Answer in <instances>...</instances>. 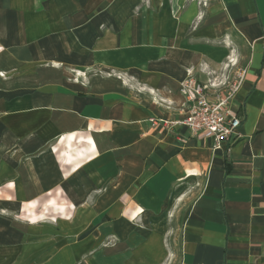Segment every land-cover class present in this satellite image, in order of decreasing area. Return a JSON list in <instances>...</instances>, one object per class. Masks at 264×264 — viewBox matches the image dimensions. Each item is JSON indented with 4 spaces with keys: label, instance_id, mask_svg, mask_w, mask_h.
I'll return each instance as SVG.
<instances>
[{
    "label": "crops",
    "instance_id": "crops-1",
    "mask_svg": "<svg viewBox=\"0 0 264 264\" xmlns=\"http://www.w3.org/2000/svg\"><path fill=\"white\" fill-rule=\"evenodd\" d=\"M197 1L148 0L135 12L141 0H0V208L53 202L67 247L56 264L88 253L85 264H264V0L205 10L212 35L239 51V138L214 150L184 127L151 123L184 117L186 72L208 78L196 58L222 61L189 43L207 39ZM79 56L137 81L79 83L55 67Z\"/></svg>",
    "mask_w": 264,
    "mask_h": 264
},
{
    "label": "rangeland",
    "instance_id": "rangeland-1",
    "mask_svg": "<svg viewBox=\"0 0 264 264\" xmlns=\"http://www.w3.org/2000/svg\"><path fill=\"white\" fill-rule=\"evenodd\" d=\"M209 0H198L197 5L201 7L203 12L199 14L200 18L205 19V36L207 39H200L197 41L190 40L189 43H197L206 45L209 49L218 54H222V61L218 64H211L205 58H196L193 68H196L199 73H205L208 75V79L212 82H224L227 79L235 76L237 72L242 71L240 66V55L237 48L229 41V36L223 34L222 36L212 35L215 33L216 24L210 19L209 14L206 13V9L209 7ZM143 7H136L135 12H144L148 10V0H141ZM200 9V8H199ZM201 22V20H200ZM201 26V23H200ZM102 27V26H100ZM197 21L191 25L190 31L193 33L198 32ZM102 29V28H100ZM71 58L65 57L61 59V62H56V68L60 70L68 71L67 76L69 80L77 81L79 83H87L93 77H114L122 80V77L127 78V83L134 80L132 76L125 74H118L114 72H103L98 66H90L85 63L84 57L72 58L77 62H70ZM50 67L52 64H49ZM47 66V64H46ZM203 72V73H202ZM0 76H3L0 73ZM78 77V78H76ZM136 83V82H135ZM48 204H54L53 202H42L41 204L31 203L27 206H23L24 211L18 213H8L3 208H0V264H56L55 258L64 256L67 251V247L62 244L63 239L55 233L57 217L52 215L53 211H50ZM21 208V206H20ZM68 218V216H64ZM176 234V233H175ZM170 230L165 236V243L175 236ZM58 239V240H56ZM29 241L30 258L25 263L19 259V255H22L21 243ZM49 243L45 247L41 242ZM38 242V243H37ZM39 244V245H38ZM27 246V247H29ZM14 247V248H13ZM54 247H58L54 249ZM20 248V249H18ZM41 248L40 250H38ZM56 252L57 254H53ZM51 253V254H50ZM92 253L83 255L77 264H85V261L91 257ZM41 257V258H40ZM63 262V261H62ZM64 264V263H62ZM169 264V263H168Z\"/></svg>",
    "mask_w": 264,
    "mask_h": 264
},
{
    "label": "built area",
    "instance_id": "built-area-1",
    "mask_svg": "<svg viewBox=\"0 0 264 264\" xmlns=\"http://www.w3.org/2000/svg\"><path fill=\"white\" fill-rule=\"evenodd\" d=\"M242 82V72L224 82L216 83L207 78L204 82L195 80L191 71L179 84L178 93L186 103V113L181 120H151L165 127H184L191 136L209 138L213 149L228 148L239 138L241 120L231 109V103ZM170 108V104L167 105Z\"/></svg>",
    "mask_w": 264,
    "mask_h": 264
}]
</instances>
